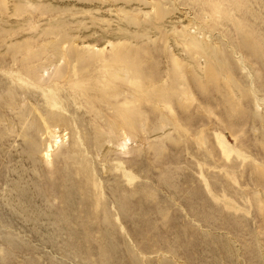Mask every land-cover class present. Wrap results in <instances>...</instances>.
<instances>
[{
    "label": "rangeland",
    "instance_id": "rangeland-1",
    "mask_svg": "<svg viewBox=\"0 0 264 264\" xmlns=\"http://www.w3.org/2000/svg\"><path fill=\"white\" fill-rule=\"evenodd\" d=\"M0 264H264V0H0Z\"/></svg>",
    "mask_w": 264,
    "mask_h": 264
}]
</instances>
